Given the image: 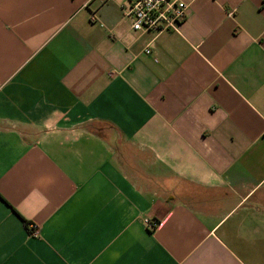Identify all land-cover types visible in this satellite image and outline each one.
<instances>
[{"label": "crops", "instance_id": "1", "mask_svg": "<svg viewBox=\"0 0 264 264\" xmlns=\"http://www.w3.org/2000/svg\"><path fill=\"white\" fill-rule=\"evenodd\" d=\"M126 5L0 0V264H264V0Z\"/></svg>", "mask_w": 264, "mask_h": 264}, {"label": "built area", "instance_id": "2", "mask_svg": "<svg viewBox=\"0 0 264 264\" xmlns=\"http://www.w3.org/2000/svg\"><path fill=\"white\" fill-rule=\"evenodd\" d=\"M195 0H127L123 8L124 14L131 20L135 32L161 34L176 32L185 21L190 4ZM96 21V16H93ZM150 54V51H147ZM153 228L157 224L147 222ZM31 234L38 236L39 229L31 224Z\"/></svg>", "mask_w": 264, "mask_h": 264}]
</instances>
